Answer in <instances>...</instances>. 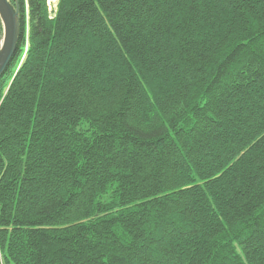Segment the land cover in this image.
I'll return each mask as SVG.
<instances>
[{"label":"trees","instance_id":"trees-1","mask_svg":"<svg viewBox=\"0 0 264 264\" xmlns=\"http://www.w3.org/2000/svg\"><path fill=\"white\" fill-rule=\"evenodd\" d=\"M19 5L0 264H264V0Z\"/></svg>","mask_w":264,"mask_h":264},{"label":"water","instance_id":"water-1","mask_svg":"<svg viewBox=\"0 0 264 264\" xmlns=\"http://www.w3.org/2000/svg\"><path fill=\"white\" fill-rule=\"evenodd\" d=\"M0 78L14 56L20 38L19 0H0Z\"/></svg>","mask_w":264,"mask_h":264},{"label":"rangeland","instance_id":"rangeland-1","mask_svg":"<svg viewBox=\"0 0 264 264\" xmlns=\"http://www.w3.org/2000/svg\"><path fill=\"white\" fill-rule=\"evenodd\" d=\"M58 3H59V0H47L48 11L51 17L55 16L57 9H58ZM0 25H1V29H3L2 24Z\"/></svg>","mask_w":264,"mask_h":264}]
</instances>
